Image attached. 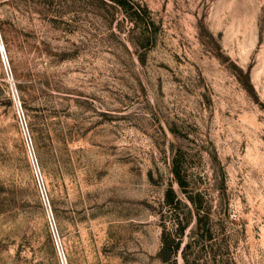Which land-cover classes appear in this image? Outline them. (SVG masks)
<instances>
[{"label":"rangeland","instance_id":"374dc122","mask_svg":"<svg viewBox=\"0 0 264 264\" xmlns=\"http://www.w3.org/2000/svg\"><path fill=\"white\" fill-rule=\"evenodd\" d=\"M132 1L0 0V264H264V0Z\"/></svg>","mask_w":264,"mask_h":264},{"label":"trees","instance_id":"16d2710c","mask_svg":"<svg viewBox=\"0 0 264 264\" xmlns=\"http://www.w3.org/2000/svg\"><path fill=\"white\" fill-rule=\"evenodd\" d=\"M112 2L118 6H122L127 10H131L132 12V19L135 20V22L143 21L144 23H149L148 18V8L143 7L140 4L132 1V0H112ZM1 194V191H0Z\"/></svg>","mask_w":264,"mask_h":264},{"label":"built area","instance_id":"2783aa9c","mask_svg":"<svg viewBox=\"0 0 264 264\" xmlns=\"http://www.w3.org/2000/svg\"><path fill=\"white\" fill-rule=\"evenodd\" d=\"M0 49H1L2 56L4 58V63L6 65V67L8 68V61L6 60L5 49H4V46L2 45L1 38H0ZM20 119L22 121V125H23L24 131H25V134H26V137L28 140V146L31 148V137H30V133H29V128H28V125H27L25 119L23 118V114H21V111H20ZM39 183L41 184V180H39ZM42 194H43L44 201L46 202L45 194L43 192H42ZM59 252H60V256H61V263L65 264V260L63 259V255L61 253L60 248H59Z\"/></svg>","mask_w":264,"mask_h":264}]
</instances>
